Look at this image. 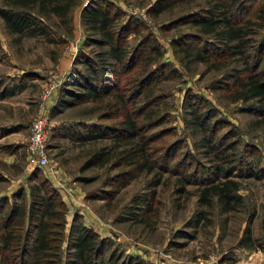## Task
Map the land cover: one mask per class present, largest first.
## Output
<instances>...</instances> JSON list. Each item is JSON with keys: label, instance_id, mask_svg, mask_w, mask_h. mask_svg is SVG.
I'll list each match as a JSON object with an SVG mask.
<instances>
[{"label": "rangeland", "instance_id": "obj_1", "mask_svg": "<svg viewBox=\"0 0 264 264\" xmlns=\"http://www.w3.org/2000/svg\"><path fill=\"white\" fill-rule=\"evenodd\" d=\"M110 1L118 22L130 19L122 44L130 52L136 48L125 65L113 66L99 98L64 104L63 87L80 90L66 85L83 70L79 52L98 57L96 45L84 44L89 31L80 10L87 0L72 6L68 29L54 17L46 20L52 39L8 32L0 17V91L14 89L0 96V226L14 207L8 225L23 235L29 186L45 181L61 201L64 220L58 232L52 225L56 245L37 264H67L74 223L98 234L102 256L114 254L111 264H264V110L255 108L257 97L236 77L245 79L246 62L264 81V26L257 23L264 24L257 12L264 0H235L234 23L248 19L251 30L242 54L181 19L207 14L213 0H159L163 5L155 12L149 7L156 0ZM194 42L205 59L183 54L180 47ZM115 93L135 121L132 139L117 128L122 115L115 111ZM194 114L202 126L191 122ZM40 115L47 162L38 165L29 162L26 143L30 122ZM66 127L106 133L80 140L65 135ZM136 143L145 146L143 164L130 154ZM93 152L98 157L88 161ZM215 164L225 169L217 173ZM225 178L237 183L232 209L215 195H200ZM30 259L29 247L18 259L0 242V264Z\"/></svg>", "mask_w": 264, "mask_h": 264}, {"label": "trees", "instance_id": "obj_2", "mask_svg": "<svg viewBox=\"0 0 264 264\" xmlns=\"http://www.w3.org/2000/svg\"><path fill=\"white\" fill-rule=\"evenodd\" d=\"M77 0H1L0 17L2 18L5 29L11 33L24 35H41L48 39H52L49 34V23L46 21L52 17L56 18L55 24L60 22L63 27L68 29L70 25V11ZM235 0H213L210 7L205 10L207 14L200 12H191L181 16V19L189 18L197 25V28L209 33L216 40L223 44V47L233 49L235 52L243 53L245 46L248 44L249 36H246L251 30H247V21L243 23H234L232 11ZM163 3L156 0L149 7L150 10H158ZM259 15H264V6L261 4L257 8ZM118 11L114 9L110 0H87L81 7L80 20L84 28L89 31L86 34L84 44H93L98 47L95 51L98 56L97 61L90 58L85 52H79L78 63H81L83 70H77L67 78L66 85H76L80 90L72 91L69 86L63 87L65 96H61V104L65 102L77 101L80 99H93L101 96L99 92L100 85L103 84L106 76L115 69L113 66L125 65L127 60L128 49L122 44L123 38L129 28V20L118 22ZM258 26L263 27L264 24L257 22ZM195 41L200 43L197 36ZM197 39V40H196ZM193 41V40H192ZM178 42V41H177ZM177 42H175L177 44ZM196 42L189 46H181L180 49L184 55L191 58L205 59L201 51L200 45ZM194 46V48H193ZM136 48V47H135ZM134 48V49H135ZM134 49L130 52L133 53ZM131 58V54L129 56ZM252 64L245 62L242 72H246L245 79L239 75L237 80L244 84V89L249 91L252 97H257L259 104L255 106L258 110H264V81L259 80L252 70ZM14 91L13 87L3 88L0 96L10 94ZM115 111L122 115L117 128L126 135L127 138L135 137V121L130 119L129 111L126 108L125 99L119 93H115L113 100ZM190 103V102H188ZM193 111V108L191 109ZM190 110V111H191ZM191 122L195 123V127L203 125L197 115ZM205 126V125H204ZM66 135L74 134L77 139L85 140L104 136L106 132L101 130H92L87 132L76 131L72 128L64 129ZM132 157L139 159L140 164L147 161V152L145 146L136 143L129 148ZM94 157H98L95 152L90 156L88 161H92ZM214 171L219 172L225 168H221L218 164L214 165ZM217 169V170H216ZM237 183L230 179L216 180L202 188L201 197L209 200L210 196L215 195L222 204L224 209H232L233 201L236 199ZM29 202L27 207L28 226L24 230L23 235L15 232V229L8 224L14 222L11 218L14 207L3 216L0 232V242L6 248L12 247L19 259V256L26 250L31 251V259L28 264H37L39 257L43 256L49 249L55 247L52 244L51 230L52 225H57L55 231L58 232L63 226V210L60 207L61 201L55 196V192L47 182H34L29 186ZM18 222V221H16ZM15 222V223H16ZM32 227V230L30 228ZM244 234V238L248 239L249 230ZM69 242L67 244L70 256L67 258V264H111L114 256L103 257V242L98 234L90 227L74 223L68 230ZM29 239L31 244L28 245ZM247 242V240H246Z\"/></svg>", "mask_w": 264, "mask_h": 264}, {"label": "built area", "instance_id": "obj_3", "mask_svg": "<svg viewBox=\"0 0 264 264\" xmlns=\"http://www.w3.org/2000/svg\"><path fill=\"white\" fill-rule=\"evenodd\" d=\"M45 92H47V90H45ZM45 139V117L40 115L33 118L30 122L29 138L26 143L29 152V162L38 165L47 162Z\"/></svg>", "mask_w": 264, "mask_h": 264}]
</instances>
